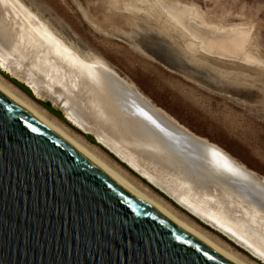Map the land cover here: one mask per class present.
<instances>
[{
	"label": "bare ground",
	"instance_id": "6f19581e",
	"mask_svg": "<svg viewBox=\"0 0 264 264\" xmlns=\"http://www.w3.org/2000/svg\"><path fill=\"white\" fill-rule=\"evenodd\" d=\"M156 2L159 5L155 6L165 10L160 0ZM181 9L166 10L164 16L173 24L186 27L187 33L200 41L202 50L249 59L243 46H239L245 32L223 30L205 35L199 28L204 26L197 25L192 19L193 12ZM0 67L28 84L36 96L50 98L54 103L59 100V106H68L63 113L76 128L93 132L98 142L154 185L163 186L193 215L261 259L259 254L264 252V178L257 177L219 147L196 137L154 108L110 67L74 54L66 42L43 25L19 0H0ZM14 87L0 77V91L4 95L128 192L232 263L252 264L228 245L224 246L223 241L218 242L217 237L214 236L215 240L197 228L193 225L195 222L191 224L184 215V219L180 217L172 206L161 202V197L157 200L155 194L152 193L155 195L152 197L147 193L149 191L140 189V185L131 181V176L128 179V173L124 175L120 171L121 167L115 168L108 158H102V153L101 157L100 152L97 154L91 149L92 145L88 147L87 141L84 143L79 136L78 139L72 136L73 133L69 134L68 129L66 131L56 119H50L46 111L47 115ZM140 111L151 117L155 124L140 115Z\"/></svg>",
	"mask_w": 264,
	"mask_h": 264
},
{
	"label": "rangeland",
	"instance_id": "374dc122",
	"mask_svg": "<svg viewBox=\"0 0 264 264\" xmlns=\"http://www.w3.org/2000/svg\"><path fill=\"white\" fill-rule=\"evenodd\" d=\"M144 1L19 0L66 42L74 54L110 67L154 108L196 137L219 147L246 170L264 178V0H160L167 12L193 9L196 15L193 12L192 19L204 26L199 28L205 35L223 30L245 32L239 46H243L249 59L203 51L198 39L173 24L167 16L154 14V10L161 11L160 6H155L156 0H150L152 10L147 7L145 11L138 10L136 2ZM80 8L98 27L87 21ZM172 27L175 29L171 30ZM0 77L10 86H16L15 90L39 110L46 111L50 119H56L69 134L87 141L84 143L88 147L92 145L90 148L97 154L102 153L104 157L100 156L108 158L112 166L121 167L119 170L124 175L128 173L140 189L149 191L150 196L155 194L152 197L172 206L180 217H186L191 224L195 222L193 225L197 228L213 239L217 237L218 242L223 241L224 246L228 245L250 263L264 264L259 257L183 209L87 132L34 98L22 84L1 70Z\"/></svg>",
	"mask_w": 264,
	"mask_h": 264
},
{
	"label": "water",
	"instance_id": "95a60500",
	"mask_svg": "<svg viewBox=\"0 0 264 264\" xmlns=\"http://www.w3.org/2000/svg\"><path fill=\"white\" fill-rule=\"evenodd\" d=\"M147 3H136L138 10H152ZM153 12L164 16L166 10ZM0 70L70 122L63 113L68 106L36 96L23 80ZM86 134L98 142L93 132ZM0 264L234 263L128 192L0 91Z\"/></svg>",
	"mask_w": 264,
	"mask_h": 264
},
{
	"label": "snow or ice",
	"instance_id": "6c2138e0",
	"mask_svg": "<svg viewBox=\"0 0 264 264\" xmlns=\"http://www.w3.org/2000/svg\"><path fill=\"white\" fill-rule=\"evenodd\" d=\"M139 114L142 115V116H144L145 119H148L151 123L155 124V121H153V120L151 119V117L147 116V114H146L145 112L140 111ZM156 127L159 128V125H156ZM33 130H34V129H33ZM213 155L215 156V155H217V153L213 152ZM228 170H229V171H232L231 168H229ZM178 239H179V237H178ZM249 247H251V245H249ZM259 255H260L261 259H264V252H261ZM212 258H213V257L208 256V259H212Z\"/></svg>",
	"mask_w": 264,
	"mask_h": 264
}]
</instances>
